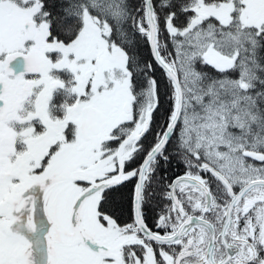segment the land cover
<instances>
[{"label": "snow or ice", "instance_id": "6c2138e0", "mask_svg": "<svg viewBox=\"0 0 264 264\" xmlns=\"http://www.w3.org/2000/svg\"><path fill=\"white\" fill-rule=\"evenodd\" d=\"M0 264H264V0H0Z\"/></svg>", "mask_w": 264, "mask_h": 264}, {"label": "trees", "instance_id": "16d2710c", "mask_svg": "<svg viewBox=\"0 0 264 264\" xmlns=\"http://www.w3.org/2000/svg\"><path fill=\"white\" fill-rule=\"evenodd\" d=\"M140 0H132V3H139ZM159 11V10H158ZM166 10L161 12L163 16ZM163 27V22H162ZM162 39H167V33L162 34ZM139 53L142 60H152V56L150 54V50L148 44L143 39L139 40ZM153 66L155 68V77L158 80L160 85L159 94H160V107L155 114L154 124L153 127L159 125L163 120L164 116L167 114V111L170 107V88L167 82V79L164 75L163 70L156 66L153 62ZM205 71L212 73L213 75H219L213 68L207 67L204 69ZM232 75H235L233 73ZM154 134V133H153ZM153 134H149L147 139L145 140V146L147 147L149 144L153 142ZM174 143V141H173ZM172 143L169 144L168 148L171 151ZM142 162V158L138 157L133 164L132 167H138L139 164ZM185 171L184 165L177 157H170L169 162L165 163L163 160L160 161L159 167L157 169V175L160 177H166L167 180L170 182L175 177L182 175ZM135 185V179L132 181L125 182L122 186L119 187L118 193L114 195V197L110 200L108 204V208L110 212L115 213V215L119 218L121 223H130L133 218V200H132V193ZM159 191V189H157ZM166 203V201H161L159 198H153L150 203L146 204L144 208L146 222L149 224V227H153L154 223L157 219V215L161 210L162 205ZM153 230L155 228L153 227Z\"/></svg>", "mask_w": 264, "mask_h": 264}]
</instances>
